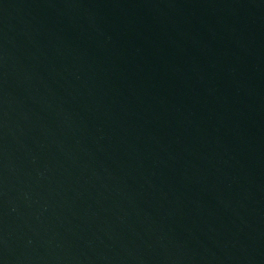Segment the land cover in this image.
<instances>
[{
	"label": "water",
	"instance_id": "1",
	"mask_svg": "<svg viewBox=\"0 0 264 264\" xmlns=\"http://www.w3.org/2000/svg\"><path fill=\"white\" fill-rule=\"evenodd\" d=\"M0 264H264V0H0Z\"/></svg>",
	"mask_w": 264,
	"mask_h": 264
}]
</instances>
